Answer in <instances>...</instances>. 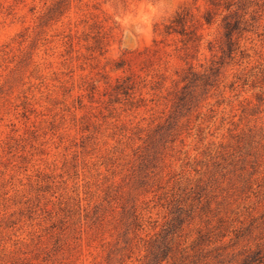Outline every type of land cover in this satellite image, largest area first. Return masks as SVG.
Segmentation results:
<instances>
[{
	"label": "clouds",
	"instance_id": "9594fccd",
	"mask_svg": "<svg viewBox=\"0 0 264 264\" xmlns=\"http://www.w3.org/2000/svg\"><path fill=\"white\" fill-rule=\"evenodd\" d=\"M0 264H264V0H0Z\"/></svg>",
	"mask_w": 264,
	"mask_h": 264
}]
</instances>
